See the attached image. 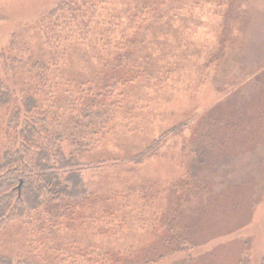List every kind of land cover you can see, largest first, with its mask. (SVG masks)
<instances>
[{
    "label": "rangeland",
    "instance_id": "rangeland-1",
    "mask_svg": "<svg viewBox=\"0 0 264 264\" xmlns=\"http://www.w3.org/2000/svg\"><path fill=\"white\" fill-rule=\"evenodd\" d=\"M60 1L0 0V57L30 44L42 58L60 59L70 93L77 95L81 83L93 86L101 73L127 75L119 86L120 105L91 136L103 134L85 157L93 160L92 170L84 171L90 191L72 199L87 203L63 223H83L82 232L67 231L79 243L77 262L93 263L96 256L88 249H99L105 261L117 264L149 256L157 259L150 264H262L264 0H147L156 12L155 25L146 26L128 23V0H109L95 13L90 33L52 43L50 51L41 41L44 22ZM117 13L119 36L108 38L109 17ZM12 41L22 48L11 49ZM19 54L28 58L30 52ZM2 77L0 72V98L14 88ZM75 100L82 103L79 95ZM163 134L160 146L136 161L133 155ZM69 141L60 144L68 154ZM167 214L178 221L182 244L166 242ZM24 224L0 230L3 251L23 252L30 240L46 246L32 235L31 218Z\"/></svg>",
    "mask_w": 264,
    "mask_h": 264
},
{
    "label": "trees",
    "instance_id": "trees-1",
    "mask_svg": "<svg viewBox=\"0 0 264 264\" xmlns=\"http://www.w3.org/2000/svg\"><path fill=\"white\" fill-rule=\"evenodd\" d=\"M146 1L128 0V6H124L128 23L155 25L156 11L149 10V4H144ZM106 2L109 0H61L45 17V33L41 38L43 47L51 51L52 43H70L79 34L90 33L95 13L100 15V6ZM118 2L126 4V0ZM117 15L109 17L111 36L108 38L119 36L121 15L118 18ZM18 47L22 48L17 41H12L11 49ZM20 51L30 52L29 57L24 58ZM1 58L2 82L13 84L14 88L0 98V108H4L3 129L0 130V230L13 223L23 224L24 227L25 219L31 218V222L35 223L32 227L36 230L32 235L46 240V246L41 249L37 247L36 240H30L20 253L3 251L0 247V264H91L87 258L77 262L75 250L79 243L67 238V231L71 235L82 232L83 223L76 227H65L63 223L72 220L82 210L79 207L87 203L75 204L72 199L76 196L82 198L90 191L84 171L92 170L93 160L90 158L88 161L85 157L91 141L94 139L96 144H100L103 134L99 132L98 139L91 136L103 127V116L114 105H120L122 94L119 86L127 82V75L109 71L101 73L98 78L93 77V86L88 82L81 83L83 86L77 91L81 103L75 100L77 94L70 93L68 86L71 83L61 72L60 59H44L33 51L30 44L11 53L10 58L4 54ZM16 88L21 93L18 94ZM116 110L115 107L113 111ZM112 116L113 112L107 119ZM165 135L145 151L133 155L138 157L136 161L142 160L147 151L158 148ZM66 139L73 146L69 154L60 145ZM102 164L95 163L94 167ZM167 215V218L171 217ZM173 220L166 224L169 233L166 242L172 245L171 240L174 239L182 244L185 238L178 234V221ZM47 231L51 237L41 236L40 232ZM180 246L191 247L187 243ZM88 253L96 256L92 264H117L105 261L99 249H88ZM117 258L112 257L111 260L117 261ZM156 260L149 256L134 264H150V261Z\"/></svg>",
    "mask_w": 264,
    "mask_h": 264
},
{
    "label": "water",
    "instance_id": "water-1",
    "mask_svg": "<svg viewBox=\"0 0 264 264\" xmlns=\"http://www.w3.org/2000/svg\"><path fill=\"white\" fill-rule=\"evenodd\" d=\"M22 182L20 183L19 187L21 186Z\"/></svg>",
    "mask_w": 264,
    "mask_h": 264
}]
</instances>
